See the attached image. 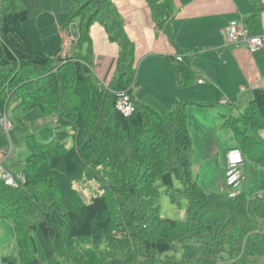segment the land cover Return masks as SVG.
<instances>
[{"label":"trees","instance_id":"trees-1","mask_svg":"<svg viewBox=\"0 0 264 264\" xmlns=\"http://www.w3.org/2000/svg\"><path fill=\"white\" fill-rule=\"evenodd\" d=\"M146 2L157 27L170 21L172 0ZM27 19L21 0H0V110L12 103L20 118L38 108L52 119L55 134L40 141L29 133L19 167L23 180L12 186L0 178V229L3 238L9 229L15 246L2 263L264 264V193H209L193 177L192 103L178 101L162 113L135 101L129 116L116 109L120 93L132 97L135 66L115 3L70 0L64 27L77 20L78 37L72 54L59 56L56 65L33 49L21 26ZM95 22L119 46L106 85L92 71L89 29ZM175 62L177 84H190V60ZM228 105L219 114L220 127L234 133L230 148L264 167V140L256 135L264 129V87L252 89L242 112ZM83 175L102 191L88 201L78 200L73 186ZM163 197L184 209L182 219L161 216Z\"/></svg>","mask_w":264,"mask_h":264},{"label":"crops","instance_id":"crops-1","mask_svg":"<svg viewBox=\"0 0 264 264\" xmlns=\"http://www.w3.org/2000/svg\"><path fill=\"white\" fill-rule=\"evenodd\" d=\"M112 1L122 15L124 32L133 43L134 66L138 72L134 73L131 87L134 101L159 108L162 113L178 101L191 102L187 106L190 128L199 118L195 115L199 111L213 110V104L219 102L237 107L241 98H249L252 89L264 87V47L250 51L228 43L223 34L231 20L243 21L251 34L263 32L264 0H257V7L250 0H172L175 11L170 21L159 27L146 0ZM58 27L62 39L66 36L71 39L68 48L71 55L78 30L74 37ZM89 36L92 56L98 57L92 71L106 85L115 74L119 46L108 39L97 22L90 26ZM184 57L190 60L195 75L190 84L179 86L175 60ZM147 79L156 93L146 90V84L143 86ZM5 156L0 149L1 167L13 168L15 162L4 166Z\"/></svg>","mask_w":264,"mask_h":264},{"label":"rangeland","instance_id":"rangeland-1","mask_svg":"<svg viewBox=\"0 0 264 264\" xmlns=\"http://www.w3.org/2000/svg\"><path fill=\"white\" fill-rule=\"evenodd\" d=\"M22 3L29 12L28 20L24 22L23 28L33 42V49L45 51L51 56L53 64H59L58 57H62L64 39L59 35L58 26L61 30H67V34H74V37L77 34V20L64 27L66 15L70 9V0H25ZM73 48L75 46L71 47L70 51L73 52ZM81 50L83 54H86L84 46ZM136 74L138 72L135 70ZM137 81H139V78ZM133 84H131V87ZM145 84L148 87L146 90L156 93L149 79L146 80V83H143V86ZM25 89L28 88L25 87ZM14 98L17 97L14 96ZM249 99L250 96L249 98H241L240 104H237L240 108L239 112L243 111ZM213 105V110L199 111L198 114H195L199 118L196 122L190 124L189 128L193 141L192 174L201 187L209 193L220 192V186L224 185L222 165L225 166V152L234 142L233 130L230 127H220L223 119L219 113H226L229 105L220 102ZM12 107L13 104L11 103L10 106H5L4 110H0V117H3L4 121L12 126L11 129L6 130L0 122V149L6 153L4 166H11V163L15 162L13 168H2L0 163V178L4 183L5 173H9L14 180L16 178L22 179L19 167L27 154L23 141L29 133L33 132L40 141H49L55 134L52 119L45 118L40 109H31L18 118L12 113ZM256 132V135L264 140V129H258ZM70 144L71 139L67 142V145ZM7 156L9 157L7 158ZM11 170H15L14 174ZM243 172L245 178L240 185V190L246 195L264 193V167L245 157ZM73 186L80 201H88L92 196L102 192L95 179L87 175H83L75 181ZM222 192L224 191L222 190ZM160 212L162 217L172 219H182L184 216V209L180 210L170 204L167 197H163L160 201ZM8 230L5 231L6 234L3 238V232L0 229V264H3L1 261L2 254L15 251L13 239L8 238Z\"/></svg>","mask_w":264,"mask_h":264},{"label":"built area","instance_id":"built-area-1","mask_svg":"<svg viewBox=\"0 0 264 264\" xmlns=\"http://www.w3.org/2000/svg\"><path fill=\"white\" fill-rule=\"evenodd\" d=\"M224 37L228 43L244 46L250 51H254L259 48L264 47V31L259 34H251L249 29L243 21L231 20L228 25L223 30ZM71 39L66 36L64 38V50L62 53V58L66 59L69 57V44ZM97 55L93 56V66L97 64ZM116 109L122 113L124 116H129L135 110L134 99L127 94L122 92L119 94L116 103ZM0 122L6 128V130L11 129V124L6 123L3 117H0ZM243 163V158L240 151L237 148L230 149L226 154V185L229 192V196H235L238 192V188L243 179V173L241 166ZM5 183L8 185L16 186V182L9 173H5ZM14 180V181H13ZM23 180V175H22Z\"/></svg>","mask_w":264,"mask_h":264}]
</instances>
